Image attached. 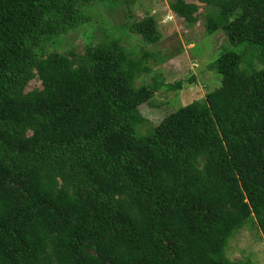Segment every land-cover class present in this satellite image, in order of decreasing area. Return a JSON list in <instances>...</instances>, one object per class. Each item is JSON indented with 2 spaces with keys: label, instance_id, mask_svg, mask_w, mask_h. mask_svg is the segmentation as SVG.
Here are the masks:
<instances>
[{
  "label": "trees",
  "instance_id": "obj_1",
  "mask_svg": "<svg viewBox=\"0 0 264 264\" xmlns=\"http://www.w3.org/2000/svg\"><path fill=\"white\" fill-rule=\"evenodd\" d=\"M136 1L0 0V264H254L227 247L252 220L264 237V67L227 52L220 88L143 132L133 57L162 34ZM197 1L209 34L264 46V0ZM121 5L137 45L101 26ZM89 27L83 52H49Z\"/></svg>",
  "mask_w": 264,
  "mask_h": 264
},
{
  "label": "rangeland",
  "instance_id": "obj_2",
  "mask_svg": "<svg viewBox=\"0 0 264 264\" xmlns=\"http://www.w3.org/2000/svg\"><path fill=\"white\" fill-rule=\"evenodd\" d=\"M171 1L137 0L132 6L133 20L155 16L162 34L160 42L143 47L133 57L135 60H143L141 73L133 83L136 89L146 90L145 102L140 106L142 114L148 120V124L142 128L143 132L150 129V126L158 124L170 113L195 101H202L208 93L220 88L224 76L218 73L215 63L227 52L242 54L240 70L244 73L264 67L263 45L244 42L234 46L228 41L223 29L212 34L206 31V22L214 8L211 9L212 7L209 8L197 0H187L199 6L196 14L199 20L195 25L190 26L171 10ZM104 12L108 24L101 26L110 30L111 36L124 35L123 40L128 43L126 29L121 27L126 24V16L129 14L126 6L121 5L118 9H107ZM97 27L98 25L96 29ZM89 28L72 31L61 42H54L52 47L49 46V52L64 53L72 48L76 52H83L89 39L88 31H92L91 29L95 27ZM129 43L138 44L137 40ZM178 82L182 83L181 88L176 87ZM35 88L42 89L39 80L32 81L27 91ZM139 130L140 127L138 133L141 134ZM149 131L152 132V128ZM149 131L141 135L148 134ZM227 255L234 261L251 259L254 264H264V237L255 220L246 224L230 240Z\"/></svg>",
  "mask_w": 264,
  "mask_h": 264
}]
</instances>
